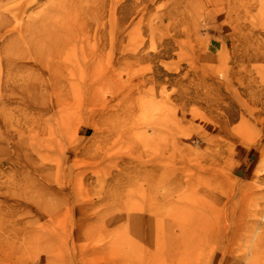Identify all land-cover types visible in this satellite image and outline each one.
Returning <instances> with one entry per match:
<instances>
[{
  "label": "rangeland",
  "instance_id": "1",
  "mask_svg": "<svg viewBox=\"0 0 264 264\" xmlns=\"http://www.w3.org/2000/svg\"><path fill=\"white\" fill-rule=\"evenodd\" d=\"M263 205L264 0H0V264H264Z\"/></svg>",
  "mask_w": 264,
  "mask_h": 264
},
{
  "label": "bare ground",
  "instance_id": "2",
  "mask_svg": "<svg viewBox=\"0 0 264 264\" xmlns=\"http://www.w3.org/2000/svg\"><path fill=\"white\" fill-rule=\"evenodd\" d=\"M264 206V205H263ZM257 240H259V239H257Z\"/></svg>",
  "mask_w": 264,
  "mask_h": 264
}]
</instances>
